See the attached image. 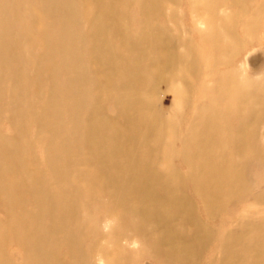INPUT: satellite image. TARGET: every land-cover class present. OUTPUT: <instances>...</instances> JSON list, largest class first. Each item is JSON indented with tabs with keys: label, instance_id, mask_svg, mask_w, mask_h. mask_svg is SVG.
<instances>
[{
	"label": "rangeland",
	"instance_id": "374dc122",
	"mask_svg": "<svg viewBox=\"0 0 264 264\" xmlns=\"http://www.w3.org/2000/svg\"><path fill=\"white\" fill-rule=\"evenodd\" d=\"M56 1L46 0L44 17L42 0H0V144L15 140L11 149L22 153L20 160L29 164L32 179H38L39 189L49 190L54 200L63 187L72 193L71 184L59 182V174L66 170L57 168L64 161L92 175L93 182L79 184L81 194L74 196L77 219L85 231L78 239L79 248L82 253L92 245L97 249L83 253L91 264H218L222 260L252 264L244 250L264 251V0H161L160 16L150 13V23L166 29L175 40L176 55L183 61L170 67L164 62L145 63V55L122 42V36L132 40L142 33L141 0H59L72 5L74 23L70 24L61 23L62 7ZM101 5H111L113 16L105 19ZM37 9L36 21H30L29 13ZM26 16L28 21L23 20ZM92 18L98 19L105 35L96 44L88 34ZM97 60L114 71V79L136 83L130 90L133 86L146 95L147 103L134 99L138 105L127 109L132 121L128 131L116 117L108 89L112 79L106 80L108 73ZM211 112L216 118L210 117ZM207 119L218 123L219 129L202 128ZM109 121L112 132L121 133L124 142L139 143L133 150L136 164L142 167L133 176L136 180L143 181L150 172L164 182L174 176L176 210L162 208L161 213V218H172L174 223L177 242L171 247L163 241L164 228L155 225L160 213L154 215L152 205H143V213L126 214L128 193H121V199L104 198L94 190V186L106 187L83 165L95 158L93 150L85 151L92 146L85 137ZM147 132L155 136L151 151L140 142L139 133ZM2 160L8 171L9 163ZM125 160L127 156L115 161ZM205 161L226 171L214 181L227 182L230 188L226 194L216 191L212 200L202 186L195 188L205 180L200 170ZM123 167L113 171L126 176ZM68 173L73 177L74 171ZM161 193L157 187L156 197ZM27 198L21 188L13 203ZM27 209L35 212L33 204ZM108 210L115 215L107 216ZM60 215L44 211L38 216L39 230L59 223ZM6 224L0 205V227ZM195 232L199 236L190 243ZM21 236L8 232L0 239V245L5 240L0 264H27L18 243ZM53 240L59 241V236ZM55 245L40 247L64 256L65 249ZM173 249L182 255H173ZM68 262L66 257L64 263Z\"/></svg>",
	"mask_w": 264,
	"mask_h": 264
},
{
	"label": "bare ground",
	"instance_id": "6f19581e",
	"mask_svg": "<svg viewBox=\"0 0 264 264\" xmlns=\"http://www.w3.org/2000/svg\"><path fill=\"white\" fill-rule=\"evenodd\" d=\"M42 1L44 2L45 7L41 8L40 14L46 17V0ZM160 1L161 0H141L139 7L142 10V33L138 36V38L132 40H126L125 36H122L124 38L122 42L128 47L129 50L137 51L142 53V55H145V57L142 58L145 63L156 65L160 62H164V64L169 65V67L174 64L182 65L181 62L183 59H181V55H176V43L174 38L166 29L159 26H152L150 23V17H152V15H149L150 13H155V15L160 16V14H158L160 12L161 6ZM56 2L58 3V7H62V12L60 14L61 23H74V10L72 5L68 1L62 2L57 0ZM61 3L62 5H59ZM95 7L98 8L96 5ZM100 10L102 11L105 19L107 15L113 16L111 5H101ZM37 14H39L38 9L33 10V13L30 12V21H36ZM50 14L54 15V12H51ZM24 19L28 21L27 16L23 18V20ZM99 24L100 22L97 18H92L89 22L88 34H90V38L95 44L96 42L99 43L104 41L103 38H105V35L101 31V25ZM24 26H26V24ZM1 51L2 50H0V53ZM150 52L153 53L152 57L147 54ZM99 62L100 66L103 67L105 72L107 71L108 73L106 80L110 81L112 79L110 83L108 82V89L110 91L109 93H112L111 96L115 102L114 109L117 112L116 117L122 120V124L120 125L121 128H124L126 131H128L132 126V121L126 111L128 108H132L135 105L137 106L138 102L143 101L144 104L147 103L146 95H141L140 92L135 89L136 87L133 86L130 90V86H135L137 85L136 83L131 84L129 81L114 79V77L117 76L114 71H112L110 67L102 60L96 61V63ZM193 74H196V72ZM19 77L20 75L16 76V82ZM133 91H135V94ZM130 93L132 98L130 97ZM243 94L244 92H240L241 97H244ZM72 102L76 103L77 101L72 99ZM229 110V105H227L225 112L229 113ZM215 115L214 112L210 113V117ZM45 117L48 119L49 115L47 114ZM116 121L117 119L115 118V122ZM147 121L148 120L145 122ZM156 123L159 122L154 121V124ZM202 123V128H205V130L211 131L219 129L218 123L216 125V123L211 119L203 120ZM244 123H246V121H244ZM119 134L112 132L109 121V125L106 127L97 126L93 133H89L85 137L87 141L86 143L88 145H92L89 149H85V151L89 152L90 150H93V152H95V158L91 156V160H86V164L83 165L89 167L91 171L97 175L100 181L105 184L106 187L105 190H103L94 186V190L99 196L104 198L118 197L121 199V193H128V195L125 196L128 200L123 207L126 214L127 212L128 214L134 212L143 213V205L145 208L149 207V205H152L154 208V215H156L158 212L160 213L159 217H155V219H157L155 221V225H157V227L159 226V229L164 228L163 230L165 231L163 241H165V243L171 247L177 242L176 234L172 229L174 227V223L172 218H161V213L162 208H165L169 212L176 210V200L174 198V194L178 187H175L174 182L172 181L174 176L171 177L169 182H164L160 177L150 172L149 174H146V179L143 181H140L141 179L136 180V178L133 176L134 174L139 173L142 167L136 164L137 152L133 150L139 145V143L135 146L134 144H128L127 142H124L123 138ZM139 137L141 140V146L147 147V149L151 151L152 142L155 140L154 133H139ZM129 139L134 142V140L130 137ZM209 140L212 141L210 137ZM13 141L15 140H9L8 142L5 141L0 144V205L4 209L7 217V224L4 227H0V239H5V235L8 232L14 233L16 235L21 233V240H19L18 243L24 249L23 256L27 264H91L90 257H87V255L85 257L83 253L90 255L97 249H94L95 245H92L89 248L88 253L85 250L82 253V250L79 248L80 245L78 239L85 236V231L81 229L77 219L79 214V206L74 200V196L81 194L79 184L85 183V181L93 182L94 178L92 175H88V171L86 169L79 167V170H74L72 168L74 165H68L66 164L67 161H64L66 165L61 163L60 165L63 166H61V168H57L58 172L62 171L63 169L66 170V173L61 172L59 174V182L62 185L71 184L70 189L72 193L67 187L66 188L68 191L63 187L58 200H54L53 197L50 196L49 190L45 192L39 189L38 179H32L34 178V175L28 168L29 164H24L20 160L22 159V153L16 149H11V144ZM83 154L86 155L85 152ZM88 154L89 153H87V155ZM146 154L147 153H145V155ZM122 156H127L128 158V160H125V163L119 164L117 161H115ZM1 158H5L6 162L9 163L10 167L8 171L3 169V160ZM212 162L205 161L204 167L200 169L205 174V180H202L200 183L195 185V188L202 186L203 191L210 193L209 199L211 200L213 199L212 197L215 195L216 191L226 194L230 190L227 182H222V180L219 179V184H216L217 181H214L215 177H222L226 171L219 170L218 167ZM121 166H124L123 170L126 173V176L113 171L118 170ZM68 171H74L73 177H71L72 174L68 173ZM130 173H132V177L130 176ZM113 174L115 176H113ZM69 177H71L70 181H68ZM232 177L233 176L230 178ZM15 180H17L19 183H17ZM129 181L133 182L131 183ZM12 185H14V187H12ZM61 187L62 186L60 185L59 188ZM157 187L160 188L162 193L156 197L155 191ZM21 188H23L29 198L13 203L14 193H17V191H19ZM205 197L207 198L208 195L206 194ZM32 204L35 206L34 213L32 210L27 209L28 207L32 206ZM44 211L50 216L60 212L61 215L59 216V223H52L47 228L45 227L39 230L38 216L42 215ZM111 215H115V213L111 212V210H108L107 216ZM26 217H29L31 220L27 222L24 220ZM145 220L148 221L147 219ZM134 231H136V233H143L138 229ZM56 235L59 236V241L57 242L53 240V237ZM198 236L199 232H195V234H193V236L190 238L189 242L193 243L195 240H197ZM4 242L5 240H2L0 245V253L2 252ZM43 244H57L58 246L55 245L57 248L65 249L66 252L64 256H60L56 254L55 250L54 252L51 251L50 248L46 247V249H41L40 245ZM183 245L186 247L190 244L184 243ZM226 251L227 249H225V252ZM172 254L179 256L180 253L179 251H175L173 249ZM243 254L251 257L253 260L252 264H261L264 261V251L260 250L258 247L245 249ZM66 257L69 259L68 263H64ZM99 263H103V260L99 259ZM218 264H225V261L222 260ZM236 264H241V261L238 260Z\"/></svg>",
	"mask_w": 264,
	"mask_h": 264
}]
</instances>
